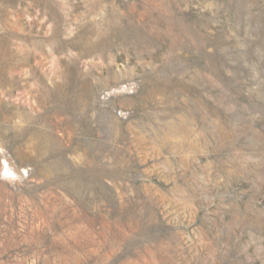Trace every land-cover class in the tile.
<instances>
[{"label": "rangeland", "instance_id": "rangeland-1", "mask_svg": "<svg viewBox=\"0 0 264 264\" xmlns=\"http://www.w3.org/2000/svg\"><path fill=\"white\" fill-rule=\"evenodd\" d=\"M0 264H264V0H0Z\"/></svg>", "mask_w": 264, "mask_h": 264}]
</instances>
